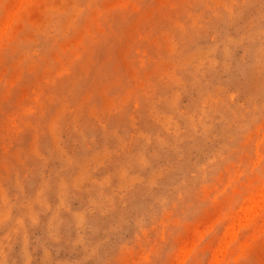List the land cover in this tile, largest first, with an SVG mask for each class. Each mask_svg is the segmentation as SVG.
Segmentation results:
<instances>
[{"label": "clouds", "instance_id": "1", "mask_svg": "<svg viewBox=\"0 0 264 264\" xmlns=\"http://www.w3.org/2000/svg\"><path fill=\"white\" fill-rule=\"evenodd\" d=\"M0 264H264V0H0Z\"/></svg>", "mask_w": 264, "mask_h": 264}, {"label": "rangeland", "instance_id": "2", "mask_svg": "<svg viewBox=\"0 0 264 264\" xmlns=\"http://www.w3.org/2000/svg\"><path fill=\"white\" fill-rule=\"evenodd\" d=\"M62 255H63V253H62Z\"/></svg>", "mask_w": 264, "mask_h": 264}]
</instances>
